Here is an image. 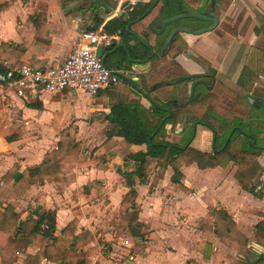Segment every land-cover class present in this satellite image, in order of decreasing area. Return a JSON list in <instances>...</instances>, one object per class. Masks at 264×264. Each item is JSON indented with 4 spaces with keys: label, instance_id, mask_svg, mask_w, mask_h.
<instances>
[{
    "label": "crops",
    "instance_id": "0c3cea01",
    "mask_svg": "<svg viewBox=\"0 0 264 264\" xmlns=\"http://www.w3.org/2000/svg\"><path fill=\"white\" fill-rule=\"evenodd\" d=\"M97 1L99 6L95 13L103 22L96 29H88L94 28V19L89 9L81 7L83 0H0V62L18 61L41 69L59 66L79 43L81 31L104 30L105 25H111L112 18L126 19V7L135 4L123 0H118L116 5L114 0ZM260 4H264V0H232L227 10L240 6L244 12L243 23L251 20L253 30L255 26L264 24ZM105 5L116 7L108 11ZM155 16L156 12L152 11L141 24H137L142 28L140 37L145 40L149 36L147 42L153 48L154 58L148 60L146 70H135L136 79L122 78L124 82L139 84L135 89H127L138 94V103L149 111L148 90H152V95L163 103L160 91L168 87L166 82L173 80L170 79L171 71H163L161 54L168 45L165 46V39L163 47L162 22L153 29L148 28ZM222 22L231 24L225 17L219 24ZM209 32L179 34L182 41L190 46L197 40L200 41L198 44H204L201 53L215 68L224 72L235 52L217 51L213 46L219 43H212L213 37L198 38ZM108 34L118 38L113 45L124 43L118 33ZM254 40L255 37L251 42ZM128 44L132 46L135 41ZM156 44L160 50L154 47ZM119 48L125 51L122 47L103 48L104 63L110 68L132 70L135 65L130 64L127 58L122 59L124 53ZM166 58L167 61L171 59L170 55ZM158 60L162 69L150 78L151 65ZM174 60H180V56ZM183 64L192 71L196 70L191 61L185 60ZM141 66L145 67L146 63ZM157 86L159 90H156ZM120 87L118 85L115 93L107 89L94 96L78 89L79 97L90 100L81 105H73L76 90L56 94L41 91L39 98L32 102L8 92L5 103L0 106V182L8 173L32 169L44 162L49 153L57 149L63 131L70 126L73 127L74 141L79 145V164L54 179L31 186L22 198L7 201L19 214L20 220L35 218L38 209L55 212V231L49 243L66 256L62 261L47 259L41 254L40 243L32 241L6 264H232L234 258L239 264L244 256L220 241L210 211L221 208L236 222L234 215L241 216L243 199L251 200L253 196L242 191L247 196L240 197V186L233 185V174L225 175L220 167L199 169L195 163L187 165L182 162L177 171L163 172V166L160 167L158 159H155L147 170L145 181L136 182L133 186L139 225L134 226V230L140 236L136 238L131 234L126 222L131 209L124 204L129 187L119 171H131L133 161L125 160L120 154L118 147L122 137L112 134L113 125L106 119L111 104L123 102L115 101L125 91ZM146 87L148 90L145 91ZM2 91L0 86V93ZM172 125L173 121L166 126L167 134ZM175 125L179 128V121ZM200 135L206 134L200 132ZM129 150L132 153L145 151L146 145H132ZM175 173L181 180L174 181ZM9 186L13 187L12 181ZM71 223L74 228L64 234L63 229ZM83 232L87 235L77 241V249L67 250L71 234L78 236ZM256 246L261 247L250 242L246 247L259 254Z\"/></svg>",
    "mask_w": 264,
    "mask_h": 264
},
{
    "label": "trees",
    "instance_id": "16d2710c",
    "mask_svg": "<svg viewBox=\"0 0 264 264\" xmlns=\"http://www.w3.org/2000/svg\"><path fill=\"white\" fill-rule=\"evenodd\" d=\"M155 0L149 2H137L134 5H128L126 7V19L121 17H114L110 20V26H104V30L107 33H118L122 37V41L127 44L128 53L133 58H146L149 55L148 48L142 44L136 37H134L129 31H135L140 37L141 29L137 24H141L143 19L152 11L156 12V16L153 21L148 25L149 29H153L161 22H164L178 14L185 11H191L190 7H199L202 0H157L152 6ZM232 0H214L216 10H227ZM127 2H125L126 4ZM99 2L97 0H83V7L86 10H90L91 17L94 19V28L96 29L103 19L95 13L98 9ZM152 6V7H151ZM150 11L146 13L147 9ZM106 9V8H105ZM107 11V10H106ZM109 11V10H108ZM202 12V11H201ZM143 13H146L144 17H141ZM202 22L195 17L179 18L163 25V42L169 36L170 32L176 28H185L190 30L188 33L198 34L205 29ZM205 23V22H204ZM233 27L232 34L236 32V26L238 21ZM129 24V29L126 30L125 26ZM222 24V23H221ZM223 28L226 31H231L228 24L223 23ZM183 31H177L172 36L167 50L163 52V61L166 60V55H170L171 59L167 61L163 66V71L169 70L171 73H176L175 76H171L170 79H176L179 75V71L176 70L174 64V56L179 51L182 38L179 33ZM255 40L252 45V49L247 53L248 66L260 65V61L264 56V24L257 25L253 28ZM142 37V36H141ZM135 41V44L130 46L129 41ZM147 40H150L149 36L144 40L147 44ZM116 44L109 49H114ZM160 50L159 45H155ZM117 50V49H116ZM124 53L122 59H126V52L119 48ZM152 57L150 60H152ZM13 64H21L18 61H10ZM157 63V64H156ZM152 63L150 78L153 74L160 71L162 68L159 66V60ZM3 67L0 63V71ZM158 87V88H157ZM156 90H159V86ZM147 99L151 102V111L145 109L138 102H117L110 106V112L106 115V119L113 125L112 134L122 137V141L119 143L118 150L121 155L126 159L133 161V168L131 171H119L121 176L125 179V184L129 187L127 198L124 200V204L131 209V212L127 214V224L129 230L133 236H140V234L134 230V226L137 224L138 210L133 202V198L136 195L134 190V184L136 182L143 183L147 176V170L155 159L168 158L169 164H171L177 157H182L183 162L187 165L195 163L199 169L214 168L216 166H225L231 159L229 156L213 157L209 153H204L196 150L191 146L184 147V149H178L170 146L167 142L163 141V136L166 134V124L170 120H173V126L178 122L179 118L184 115L189 116L191 110L187 108H180L172 104L171 98L168 100V105L161 102L157 96L152 95V90H148ZM169 107V111H165L163 108ZM169 112L171 114L169 115ZM146 145L145 151H138L132 153L129 147L132 145ZM79 152V145L74 141L73 127L70 126L63 131V134L58 143L57 149L51 151L44 162L40 165L27 169L22 172H11L6 174L0 182V257L2 264H6L15 258L16 254L20 251H24L32 241H38L41 245V254L47 259L54 258L61 260L66 256L64 252L55 248L54 244L49 242L53 239V233L55 231V212L38 209L36 211L35 218H29L27 220H20L19 214L15 211L14 207L7 203L9 199L22 198L25 192L33 185H38L44 180L54 179L58 177L66 169L73 165L79 164L77 162V155ZM237 171L235 178L239 183L242 190L247 192H253L254 188L250 187L252 179L261 173L262 167L258 165H245L240 159H235ZM177 171V168H175ZM13 182V187L9 186L10 182ZM211 214L214 218L215 233L220 241L224 242L227 246L237 252L239 255H243L244 258L239 264H253L256 262L259 255L256 252L248 250L247 237L239 231L236 227V223L232 217L227 214L223 209H211ZM46 223L47 229H43L41 225ZM74 228L71 223L63 229L64 234L66 230ZM256 237L258 244H264V216L262 220L255 224ZM72 235L70 247L67 250H76L77 241L86 236V232L79 234L78 236ZM236 245L239 247L237 248ZM32 258V257H31ZM255 264H264V258L257 261Z\"/></svg>",
    "mask_w": 264,
    "mask_h": 264
},
{
    "label": "flooded vegetation",
    "instance_id": "af4514ba",
    "mask_svg": "<svg viewBox=\"0 0 264 264\" xmlns=\"http://www.w3.org/2000/svg\"><path fill=\"white\" fill-rule=\"evenodd\" d=\"M208 2V8L201 13L207 16L215 14L217 17L214 0ZM200 20L205 22L201 30L213 25L212 20ZM216 26L218 22L212 29L198 35L212 31ZM199 42L197 40L195 45L190 46L185 41H181L179 51L174 56V58L180 56V60L175 61L174 64L179 75L176 79L165 83L166 86L177 87L175 97H171L172 104L191 110V120L188 119L189 116L184 115L179 118L185 123L186 129L185 126L181 127L178 132L180 140L176 144L163 141L174 148L184 149L190 146L193 140H198L201 146L193 147L196 150L209 153L213 157L229 156L231 159L226 164L230 162L236 167L233 176L239 186L235 178L237 171L235 159H240L245 165L262 167L261 160L264 158V68L258 65L248 66L247 53L252 49L253 42L237 40L235 45L213 46L217 51L235 52L224 72L215 68L201 53L205 46L198 44ZM165 59L167 60L166 57ZM166 60L163 61V66L166 65ZM185 60L193 62L196 70L192 71L187 64H183ZM192 74L199 75L170 84ZM168 100L169 98L163 99V103L169 106ZM163 109L169 111L167 106ZM171 121L173 120L169 123ZM200 132H205L206 135L201 136ZM262 186L264 181L260 182L259 174L250 183L254 191L245 192L254 196L258 192L257 188L261 189Z\"/></svg>",
    "mask_w": 264,
    "mask_h": 264
},
{
    "label": "built area",
    "instance_id": "2783aa9c",
    "mask_svg": "<svg viewBox=\"0 0 264 264\" xmlns=\"http://www.w3.org/2000/svg\"><path fill=\"white\" fill-rule=\"evenodd\" d=\"M117 40L116 35L108 34L102 28L83 30L79 34V43L56 67L41 69L2 60L0 106L5 103L8 92L26 102L39 98L41 91L58 93L81 89L94 96L118 84L123 78L121 75L129 80L136 79L134 69L110 68L96 54L98 46L109 49ZM41 227L47 229L48 225L43 223Z\"/></svg>",
    "mask_w": 264,
    "mask_h": 264
},
{
    "label": "rangeland",
    "instance_id": "374dc122",
    "mask_svg": "<svg viewBox=\"0 0 264 264\" xmlns=\"http://www.w3.org/2000/svg\"><path fill=\"white\" fill-rule=\"evenodd\" d=\"M209 0H202L201 4L199 7L197 8H193L190 7L189 9H191L190 12H196V13H201V11H205L208 8V2ZM237 7L231 9L230 11H225L223 12V10H219L217 11V22H218V26H216V28L212 31H210L209 33H206L202 36H199L198 38L201 39L204 36H209V37H213V40H210L212 43H219L218 45L222 44V45H227V44H232L235 45L237 44V40L238 41H248L251 42L253 40V38L255 37L253 34V30H252V26L250 25L251 20L248 21L247 24L243 23V19H244V12L241 10L240 6L236 5ZM264 4H260V10L262 12V18H264ZM228 18V20H230L231 24H228L230 26V30L231 31H225V29L223 28L222 24L220 23L221 18ZM233 20H237L238 24L236 26V33L232 34V30L233 27L236 23H232ZM243 23V24H242ZM204 24V22H202V25ZM227 24V23H225ZM226 33V34H225ZM236 40V41H235ZM234 49V47H233ZM234 52H232L231 55H233ZM230 62V61H229ZM261 66V68H264V56L262 58V60L259 63ZM176 73H173L171 76H175ZM124 78V75H121ZM119 87L124 89L125 91L121 94H123L120 97H116L115 101L118 100H123V102H138L139 101V95L136 94L135 92L131 91L130 89H127L129 87H131L132 89L137 88V86L139 85L138 83H134V82H124L121 78V80L118 83ZM118 85L113 86L112 88H110L109 90H112L114 92L115 89L118 88ZM124 86V87H123ZM176 89L177 87H171L168 86L167 88L163 87V91H160L162 94L161 96H163V99L165 98H171V97H175V93H176ZM144 90H148V87H146V89L144 88ZM65 92V91H64ZM115 93V92H114ZM56 94V93H55ZM76 96L73 97V105H81V104H86L87 102H89L90 100H87L84 97H79V91L76 90ZM126 95V96H125ZM180 125L179 128L177 125H174L173 128H171V131L169 134H165L163 136V140H167L169 142H173V143H177L180 140L179 134L178 132H176L178 129H181V127L185 126V123H183V121L181 122L180 120H178ZM182 123V124H181ZM187 123V121H186ZM186 129V126L184 127ZM190 135V134H189ZM191 145H194L196 147H200V142L197 140H193L191 142ZM262 173H260V182L264 181V158H262ZM158 165L160 167L163 166V172L165 170H169V171H173L175 170V168H177L178 166L181 165V163L183 162L182 157H177L176 161L174 159V161L169 164L168 162V158H163V159H159L157 160ZM168 166L173 167L169 168ZM220 167L223 172L225 173V175H231L234 173V171L236 170V167L233 166L230 162L228 164H226L225 166H218ZM171 169V170H170ZM176 175L172 177L171 182H173V178L174 181H176L178 179L181 180V177L179 175H177V173H175ZM231 184H233L231 182ZM237 183L235 182L233 185H236ZM259 185V183H258ZM239 195L240 197L243 196V198H245L247 196V194L242 193V189L240 188L239 190ZM257 193L252 197L251 200L249 199H243L244 203L240 206V213L241 216H236L234 215L235 218H237V221L235 222L236 225L238 226V228L241 230V232L247 236V240L248 242L253 243V244H258L257 243V237H256V229H255V221L258 222L260 220H262L263 216H264V186H262L261 189L257 188ZM245 192V191H243ZM250 194V193H249ZM262 248H263V252H264V244H259ZM236 247L238 248L239 246L236 245ZM253 247V246H252ZM233 250V249H232ZM250 250V249H248ZM237 259L234 258L232 261V264H237Z\"/></svg>",
    "mask_w": 264,
    "mask_h": 264
},
{
    "label": "water",
    "instance_id": "95a60500",
    "mask_svg": "<svg viewBox=\"0 0 264 264\" xmlns=\"http://www.w3.org/2000/svg\"><path fill=\"white\" fill-rule=\"evenodd\" d=\"M123 1H128V2H130V3H132V4H134V3H137V2H149L150 0H123ZM117 2H118V0H114V4H115V5L117 4ZM156 2H157V0H155V1L153 2L152 6H154V4H155ZM152 6H151V7H152ZM115 7H116V6H114V5H105V8H106L107 10H109V11H113V10L115 9ZM149 11H150V8L147 9L146 13L149 12ZM146 13H143V14L141 15V17H144ZM109 15H110V14H106V16H109ZM184 17H195V18H198V19L212 20V21H213V25H212L210 28L205 29L204 31L212 29L213 26H214L215 24H217V21H218V20H217V17L215 16V14H212L211 16H207V15L202 14V13H196V12L185 11V12H182L181 14H178V15H176V16H174V17H172V18H170V19H168V20L162 22V23L160 24V25H161V26H160V31L163 30V25H164V24L169 23V22L174 21V20L179 19V18H184ZM126 30H128V25L126 26ZM177 31L189 32L190 30L185 29V28H176V29H173V30L170 32V34H169V36L167 37V39H166L165 46L169 44V42H170L172 36H173L174 33L177 32ZM204 31H202V32H204ZM129 32H130L133 36H135V37H136V38H137L142 44H144V45L149 49V52H150V53H149L148 57L143 58V59H142V58H133V57H131V56L129 55V53H128V48H127V46H126L124 43L118 44V45L116 46V48H118V47H122V48L125 50L127 61H128L130 64L135 65V66H133L132 69H134V70H139V69L146 70V67L149 66V64H148L147 62H148V60H149L150 58L153 57V54H154L153 48H152L151 46H149V45H148V44H147V43H146L141 37H139L135 32H133V31H131V30H130ZM200 33H201V32H200ZM156 34H158V33H156ZM102 51H103V47H102V46H98V48H97V50H96V54H97L98 57H101L102 60L104 61L105 58H104V55H102ZM143 63H146V66H145V67L141 66V64H143ZM198 75H199V74L186 75V76L181 77V78H179V79H177V80H175V81H173V82H170V84H176L177 82H179V81H181V80H184V79H186V78L195 77V76H198ZM140 93H141V92H140ZM141 94H143V93H141ZM170 114H171V113H169V115H170ZM175 147H176V146H175ZM256 248H257V253L260 254V253L263 252V250H262L261 247L256 246ZM263 258H264V257H263L262 255H259V257L257 258L256 262L259 261V260H261V259H263ZM256 262H254L253 264H255Z\"/></svg>",
    "mask_w": 264,
    "mask_h": 264
}]
</instances>
